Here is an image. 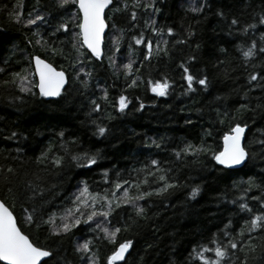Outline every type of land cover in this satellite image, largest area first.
Listing matches in <instances>:
<instances>
[{
  "label": "trees",
  "instance_id": "trees-1",
  "mask_svg": "<svg viewBox=\"0 0 264 264\" xmlns=\"http://www.w3.org/2000/svg\"><path fill=\"white\" fill-rule=\"evenodd\" d=\"M132 3L127 0L124 21H119L123 34L115 32L113 47L108 37L102 61L92 59L83 49L78 63L77 53L68 42L71 33L49 35L63 12L55 8V0H0V200L34 244L53 250V264H86L80 258L83 254L75 251L77 245L86 241H91L89 254H95L99 264H105V257L126 239H131L133 246L126 261L120 264H203L199 253L206 260H215L214 249L227 245L229 240L237 243L238 249L254 244L259 255L264 246V230L249 232L248 226L252 218L264 215V153L250 157L241 169L229 170L217 165L211 152L193 155L182 149L191 144L195 149L222 150L223 134L234 123L247 122L245 146L252 153L259 152L261 145L249 142L253 138L264 139V110L236 109L241 104L250 108L264 105V78H260L264 77V54L247 63L242 55L253 41L257 46L264 42V25L257 23L264 13V0H138L141 7L136 8L134 21L130 14ZM201 3L208 5L202 12L189 10ZM144 4H152L159 12L144 8ZM218 11L223 12V17L216 15ZM17 12L19 23L14 18ZM37 12L47 23L39 21L26 26L29 14L34 16ZM69 14L70 11L63 18ZM233 18L239 21L238 25L231 26ZM254 23L255 28L242 31ZM168 28L173 30L172 36L167 35ZM189 31L194 33L191 39L176 43L185 39ZM141 33L145 41L153 43V53L147 60L145 44L136 45L131 40ZM37 40L41 42L37 44ZM163 40L168 41L167 56L156 54V46ZM52 48L55 53L50 51ZM34 55L67 74L68 85L55 100H47L37 91ZM190 56L195 59L190 60ZM110 57L115 61L112 66ZM129 60L134 63L125 78L123 65ZM182 64L194 77H207L208 89L194 81L195 91L186 93ZM85 73L91 74L87 88L81 84ZM250 73L257 74L258 80L249 82ZM16 74L27 78L22 81ZM134 79L136 85L128 87ZM165 80L169 84L167 95L152 93L148 82ZM21 87L26 91L22 92ZM104 90L107 96L101 99ZM121 94L128 100L124 113L116 111ZM94 99L100 103L101 112L92 111ZM141 103L144 108L137 111ZM109 115L113 118L108 119ZM97 124L106 126L105 136L93 134ZM205 131L212 135L205 136ZM13 132L16 137L8 139ZM61 132L63 136L59 135ZM85 152L97 155V163L78 167L71 157ZM42 156L47 158L40 159ZM56 158L61 159L59 166L53 163ZM152 160L157 161L156 167L151 165ZM9 167L13 173L7 172ZM156 168L163 169V173ZM149 171L154 175L149 176ZM160 174L175 187L163 195L138 201L145 209V219L136 217L131 206L116 207L113 203L103 222L100 216L98 222H81L67 233L52 234L63 223L71 222V216L67 220L61 218L77 207L73 201L84 187L88 194L112 199L115 193L118 199L125 188L134 195L136 189L130 185L145 179L148 184H142L141 191L159 187L160 183L154 181ZM248 181L252 182L251 188ZM116 183L122 187L116 189ZM30 185L41 189L34 200L28 199ZM193 188L198 189L194 197ZM241 203L251 211L241 210ZM95 209L104 210L103 201ZM81 211L88 209L82 206ZM29 214L41 221L51 216L52 222H41L37 228L26 221ZM74 215L83 221L80 212ZM132 219L135 224L125 231ZM104 227L121 228L115 244L102 239ZM238 249L229 248L220 264H240L244 253ZM249 264L261 262L250 259Z\"/></svg>",
  "mask_w": 264,
  "mask_h": 264
},
{
  "label": "snow or ice",
  "instance_id": "snow-or-ice-1",
  "mask_svg": "<svg viewBox=\"0 0 264 264\" xmlns=\"http://www.w3.org/2000/svg\"><path fill=\"white\" fill-rule=\"evenodd\" d=\"M37 3H39V0H37ZM123 4V6H121ZM110 5H113V7L110 8ZM70 6L74 7V11H71V15L68 16L67 19H64V14L68 13L70 11ZM208 5L206 3H201L199 7L191 8L190 11L194 13H200L204 10L205 7ZM133 8L141 7V5L138 3V0H133L132 3ZM144 8H152L153 11L159 12L158 8H154L152 4H144ZM55 8L59 10H63L61 15V20L55 25L53 30L49 33L51 36H57V33H68L70 31V26L72 28L78 29V31L73 32L70 40L68 41L72 48L77 53V62H80V57L83 55L80 50L86 48L88 51L91 52L92 56H94L96 59L101 58V51H100V45L102 40V34L105 31L106 27H111L112 29L120 32L123 34L124 29L118 27V19L115 14L118 13H124L127 11V0H55ZM108 9L109 11L106 12L105 10ZM34 11H36L34 9ZM111 13V14H109ZM217 16L223 17V12L218 11L216 13ZM20 13H14V18L16 22H20ZM131 19H136V12H131ZM37 21H42L47 23L45 21L44 16L40 15L38 12L34 16L30 13L29 18L26 21L27 25H33L36 24ZM112 21L111 25H109L107 22ZM153 23H155L153 21ZM239 21L235 18H233L230 22L231 26L238 25ZM257 23L260 25H264V13H261L258 17ZM256 24H249L247 28L243 29V32H247L248 29L255 28ZM156 31V30H154ZM231 34V33H230ZM167 35L172 36L173 30L171 28L167 29ZM194 35L193 32L189 31L188 35L185 39L177 40L176 43L183 44L186 43L188 39H191V37ZM59 39V37H57ZM262 41H264V37L261 38ZM131 40L134 41L136 45H141L142 43L145 44L146 48L148 49L147 54L144 55V59H149V57L153 53V43L152 41H145L143 34L141 33L138 37L132 36ZM41 41L37 40L36 43L39 44ZM64 41H61L63 43ZM47 44L48 42L45 41ZM167 40H163L162 42L158 43L156 46V54L159 55L160 53H163V55H168V49H167ZM199 48V45L196 46ZM119 50V49H117ZM53 53L56 52L55 48L50 49ZM129 51L131 52V44L129 45ZM221 51H224V49H221ZM258 54H264V42H262L259 46H257L256 42L253 41L249 47H247V50L242 51V55L245 59V62L247 63L250 58L255 57ZM190 60L195 59L194 56L189 57ZM32 60L35 63V72L36 75L39 77V82L35 86L39 89V95L41 97H59L61 95V90L64 88L66 79H65V72L64 71H57L56 68H54L50 63H45V61L39 57H32ZM110 60V66H112L115 61L111 57ZM133 61L129 60L127 64L123 65V68L125 69L124 75L125 78L128 77L129 72L132 70ZM222 63V61H221ZM180 67L183 68L184 75L182 77L183 80L187 82V92L195 91L193 87V82L195 81L196 84L200 85L204 90L208 89L209 82L207 77H201L196 78L193 75L189 74V69L185 67L183 64L180 65ZM81 71H83L81 69ZM18 78H20L22 81L25 79V77H19V74H16ZM90 73H85V79L81 81V84L84 88L88 87V77H90ZM77 76H79V73H77ZM264 78V77H260ZM249 82L257 81L258 75L255 73L249 74ZM136 85V80H132L130 84H128V87H134ZM148 87L151 89V91L156 96H165L167 95V90L169 87V84L167 80L163 82H148ZM22 92L26 91L24 87H21L20 89ZM107 91L104 90V96L101 97V99H106ZM219 99V97H217ZM92 105V111L95 112H101L102 107L100 103L97 102V100L91 101ZM128 107V100L127 97L123 94H121L118 98V107L116 108V111L120 113H124L125 109ZM144 108V104L141 103L139 107L136 109L137 111L142 110ZM257 109L264 110V105L257 104L254 107H249L248 104H241L236 111L240 110H246V111H253L255 112ZM224 116H228V113L225 112L223 114ZM219 117V113H218ZM108 119H112L110 115L107 117ZM231 120H235V117H230ZM219 123H223V120L218 119ZM95 123V121H93ZM188 123H191V121H188ZM247 122L241 123H234L228 131H226L223 136V146L222 150L215 151L207 147H202L200 149H195L191 144H188L182 151L185 154H193L197 155L201 152L204 154H208L211 152V159L215 161L217 165H221L224 168H234L236 166L244 165L247 163L248 159L255 158L256 155H259L260 153H264V139L257 140L253 138L252 141L249 143H256L261 145V148L258 153H252L245 145L242 144V140L246 139L245 132L246 129H248ZM108 129L106 126H103L101 124L96 125L94 135L98 137L105 136ZM17 133L13 132L11 133V137H7L8 139L16 137ZM60 136H63V133H59ZM205 136H211V131H205ZM155 144V141H153ZM159 144H156V147H159ZM19 151V149H17ZM179 156L180 153H177ZM46 156H42L40 159H46ZM71 159L73 161H77L78 167H90L97 163V155H89L87 152H85L82 156H72ZM53 163L57 166L61 164V159L56 158L53 160ZM151 165L153 167L157 166V161L152 160ZM157 172L163 173V169L156 168ZM8 173H13L14 169L9 167L7 168ZM106 175V173H105ZM149 176H153L154 174L149 171ZM154 182H159L160 186L153 189L152 191H141V185H147L148 180L145 179L141 181L140 183H137L135 185H130V187H135L136 193L134 195H130L129 190L125 188L123 190L122 195L117 199L115 196V193H113L112 199H108L107 196L99 197L96 195L88 194L87 187H84L81 189L80 194L76 196L75 200L73 201L74 204L77 205V207L74 210H69L66 216L62 217V220H67L68 216L72 217V220L70 223H63L60 226L59 231L53 230V235H60L61 233H67L70 231L71 228L76 227L81 222L88 224L90 221H93L94 217L96 216H102L105 219H107L110 211L112 210V204L115 203L116 207H120L121 205H128L131 206L134 211L136 217H139L141 219H145V209L143 207H140L138 205V201L144 200L152 195H163L168 191L169 188L175 187L174 184H171L167 181L166 176L164 174H160L159 176L155 177ZM125 184H128V181H124ZM249 185V188L252 187V182H247ZM122 185L120 183L115 184L116 189H120ZM249 189H245V191H248ZM11 192L12 190L9 189ZM28 191L30 192V195L28 197L29 200H34L35 197L40 195V187L39 185L29 186ZM198 189L193 188L192 189V196L194 197L197 193ZM88 196L87 199H85V196ZM253 199H256L253 197ZM100 201H103V209L97 211L95 209V205L99 203ZM81 206L84 208H87V212L81 211ZM261 207H264V204L261 205ZM239 208L241 210L247 209L249 212L251 209H248L246 204L241 203L239 205ZM27 211V209H25ZM32 212H36V208L34 207L32 209ZM74 212H80V215L84 217L83 221H81L79 216L74 215ZM131 219V218H130ZM26 221L30 224H35L37 228L40 227V223H48L51 224L52 217L50 216L47 221H41L38 220L34 215L29 214L26 217ZM135 224V219H132V223L128 224L124 227V230L127 231L128 228L132 227V225ZM97 228H100V224H97ZM257 229L264 230V215L255 216L252 218L249 222L248 231H255ZM103 231L104 236L102 239L107 240L109 243H116V236L121 231V228L114 227L112 230H109L107 227H104L101 229ZM227 235V233H226ZM240 235H244V230L241 229ZM90 244L91 241H86L83 244H79L76 246L75 251L77 253H82L83 255L80 257L81 259L86 261V264H99L98 258L95 256V254H89L90 253ZM133 246V241L131 239H126L118 244L114 248V250L111 252L110 255H107L105 257V264H118V262L126 261V254L129 253L130 249ZM262 247V251L259 255L256 253V246L254 244H249L247 248L244 246H241L238 249L237 243H235L232 240H229L228 244L222 247H216L214 249L215 253V260H206L203 257L202 253H199L200 259L203 261V264H220V261L225 258L228 255V249L232 250H239L240 252L244 253L243 257L240 258V264H249V260L252 261L260 260L261 264H264V246ZM205 251H208L209 249H204ZM251 254V256H250ZM44 258H50V259H44ZM56 257L51 248L41 247L39 245L34 244L29 236L25 234L21 228L18 227V220L14 216L13 212L9 209V207L6 205L5 202L0 201V262L2 264H41L43 260V264H53Z\"/></svg>",
  "mask_w": 264,
  "mask_h": 264
},
{
  "label": "water",
  "instance_id": "water-1",
  "mask_svg": "<svg viewBox=\"0 0 264 264\" xmlns=\"http://www.w3.org/2000/svg\"><path fill=\"white\" fill-rule=\"evenodd\" d=\"M111 6V5H110ZM107 30H108V27H106L105 28V31H104V33L102 34V40H101V45H100V51H101V58L100 59H102V57L104 56V42H105V38H106V34H107ZM87 50V49H86ZM88 51V50H87ZM90 54H91V52L90 51H88ZM91 56H92V54H91ZM35 57H39V56H35ZM92 57H94V56H92ZM39 58H41V57H39ZM95 58V57H94ZM42 59V58H41ZM44 61H45V63H49L48 61H46L45 59H43ZM32 64H33V68H34V72H35V63H34V61L32 60ZM52 65V64H51ZM53 66V65H52ZM54 67V66H53ZM55 68V67H54ZM57 71H62V70H58V69H56ZM35 76H36V79H37V82H39V77H38V75H36V72H35ZM65 79H66V83H65V86H64V88L61 90V93L64 91V89L66 88V86L68 85V82H69V79H68V77H67V75H66V73H65ZM37 91H38V93H39V89H38V87H37ZM47 100H55V99H57L58 97H45ZM245 137H246V132H245ZM245 139L244 140H242V144L243 145H245ZM222 143H223V141H222ZM245 165V164H244ZM244 165H240V166H236V167H234V168H227V169H229V170H238V169H241L242 167H244ZM221 166V165H220ZM223 167V166H222ZM1 201V200H0ZM19 227V226H18ZM20 228V227H19ZM128 254V253H127ZM127 254H126V256H127ZM44 259H48V258H44ZM123 261H121V262H118V264H120V263H122ZM2 263V262H1ZM43 263V260H42V262H41V264Z\"/></svg>",
  "mask_w": 264,
  "mask_h": 264
},
{
  "label": "flooded vegetation",
  "instance_id": "flooded-vegetation-1",
  "mask_svg": "<svg viewBox=\"0 0 264 264\" xmlns=\"http://www.w3.org/2000/svg\"><path fill=\"white\" fill-rule=\"evenodd\" d=\"M111 7H113V5H111L110 6V8ZM75 9H74V7H72V6H70V14H69V16L71 15V11H74ZM106 12H108L109 10L108 9H106L105 10ZM136 12L137 13V11H136V8H133L132 7V9H131V11H130V14H131V12ZM109 14H111V13H109ZM116 16H117V19H118V25H119V21H124V13H118V14H115ZM132 21H134V20H132ZM109 25H111V23H112V21H108L107 22ZM76 31H78V29H76V28H72L71 26H70V31H69V33H71V35H72V33L73 32H76ZM115 32H118V31H116V30H114V29H112L111 27H108V30H107V34H106V38H105V42H104V49L106 48V43H107V40H108V37L110 36V35H112L113 33H115ZM112 44V43H111ZM81 50H83V49H81ZM84 50L86 51V53L92 58V59H95V60H97V61H99V62H101L102 60L101 59H96V58H94V57H92L91 56V54L86 50V48H84ZM34 56H38V55H34ZM33 56V57H34ZM43 59V58H42ZM51 64V63H50ZM53 65V64H52ZM54 66V65H53ZM56 69H58V70H61V69H59V68H57L56 66H54ZM67 75V74H66ZM36 77V76H35ZM153 93V92H152ZM15 216V215H14ZM0 264H2L1 262H0Z\"/></svg>",
  "mask_w": 264,
  "mask_h": 264
},
{
  "label": "rangeland",
  "instance_id": "rangeland-1",
  "mask_svg": "<svg viewBox=\"0 0 264 264\" xmlns=\"http://www.w3.org/2000/svg\"><path fill=\"white\" fill-rule=\"evenodd\" d=\"M192 4V3H191ZM28 19V18H27ZM27 19H26V21H27ZM37 22H39V21H37ZM118 33V32H117ZM115 33H113L112 35H110L109 36V38H110V41H111V43L112 44H110L111 45V47H113L114 45H115V43H116V37H115ZM115 37V38H114ZM148 50V49H147ZM25 78H27V77H25ZM82 207V206H81ZM100 216H96V217H94V220H96L97 222L99 221V219L101 220V222H103V217L101 216L100 218H99ZM99 218V219H98ZM105 219V218H104ZM98 224V223H97ZM101 225H103V224H101Z\"/></svg>",
  "mask_w": 264,
  "mask_h": 264
},
{
  "label": "bare ground",
  "instance_id": "bare-ground-1",
  "mask_svg": "<svg viewBox=\"0 0 264 264\" xmlns=\"http://www.w3.org/2000/svg\"><path fill=\"white\" fill-rule=\"evenodd\" d=\"M37 80V79H36ZM37 84H38V82H37ZM45 98V97H44ZM46 99V98H45ZM222 146H223V143H222Z\"/></svg>",
  "mask_w": 264,
  "mask_h": 264
}]
</instances>
